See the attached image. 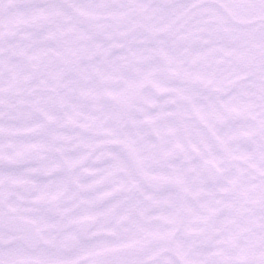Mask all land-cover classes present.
<instances>
[{
  "label": "snow or ice",
  "instance_id": "6c2138e0",
  "mask_svg": "<svg viewBox=\"0 0 264 264\" xmlns=\"http://www.w3.org/2000/svg\"><path fill=\"white\" fill-rule=\"evenodd\" d=\"M0 264H264V0H0Z\"/></svg>",
  "mask_w": 264,
  "mask_h": 264
}]
</instances>
